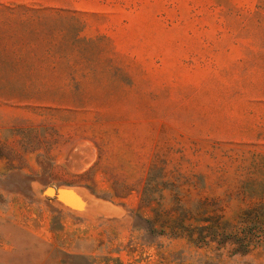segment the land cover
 Instances as JSON below:
<instances>
[{"label":"rangeland","instance_id":"374dc122","mask_svg":"<svg viewBox=\"0 0 264 264\" xmlns=\"http://www.w3.org/2000/svg\"><path fill=\"white\" fill-rule=\"evenodd\" d=\"M256 196L264 0H0V264H264L158 218Z\"/></svg>","mask_w":264,"mask_h":264},{"label":"trees","instance_id":"16d2710c","mask_svg":"<svg viewBox=\"0 0 264 264\" xmlns=\"http://www.w3.org/2000/svg\"><path fill=\"white\" fill-rule=\"evenodd\" d=\"M149 192V189H144L142 202L152 201ZM256 197L259 202L242 210L234 223L224 221L223 216L216 214V210L209 209L207 201L201 200L197 201L194 209L181 210L174 221L177 226L174 227L165 222L168 217L160 212V233L169 229L170 237H184L190 244L203 246L213 242L232 245L239 253H246L256 245L264 248V196ZM191 220L196 223L195 226H184L185 221Z\"/></svg>","mask_w":264,"mask_h":264},{"label":"water","instance_id":"95a60500","mask_svg":"<svg viewBox=\"0 0 264 264\" xmlns=\"http://www.w3.org/2000/svg\"><path fill=\"white\" fill-rule=\"evenodd\" d=\"M52 189V188H51ZM54 191V190H53ZM46 194V192H45ZM55 194V193H54ZM46 196H48L46 194ZM54 196V195H53ZM70 196H73L75 198V200H73ZM51 197V196H48ZM65 200L72 208H78L79 206V198L77 196V194L73 191H63L62 190V200Z\"/></svg>","mask_w":264,"mask_h":264},{"label":"bare ground","instance_id":"6f19581e","mask_svg":"<svg viewBox=\"0 0 264 264\" xmlns=\"http://www.w3.org/2000/svg\"><path fill=\"white\" fill-rule=\"evenodd\" d=\"M48 194H49V195H53L54 192H52V190H48Z\"/></svg>","mask_w":264,"mask_h":264}]
</instances>
